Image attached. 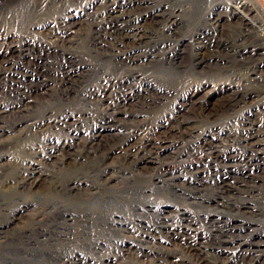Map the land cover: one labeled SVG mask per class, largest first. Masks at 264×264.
<instances>
[{"label": "rangeland", "instance_id": "obj_1", "mask_svg": "<svg viewBox=\"0 0 264 264\" xmlns=\"http://www.w3.org/2000/svg\"><path fill=\"white\" fill-rule=\"evenodd\" d=\"M255 1L264 8V0ZM163 2L166 0H108L104 4L105 10L113 6L116 11L127 12ZM107 15L102 25L91 26L90 20L84 24L88 41L96 38L110 42L116 36L114 27L120 21L116 18L117 14L111 17ZM218 15L224 16V12L218 9L212 13L214 19ZM78 19L84 20L82 17ZM198 20L190 21V26L187 23L189 28L182 29L180 34L184 40L180 43L181 35L167 36V39L165 36L161 38L165 46L157 47L156 40L150 41L145 51L152 50L153 55L163 57L165 61L170 59L171 53L177 54L185 70L196 73L194 77L213 80L217 77L210 69L202 70L197 65L198 54H206L205 60L214 55L224 58L226 50L218 51L216 42L232 41L235 32H229L223 21L215 24L214 20L210 23ZM47 35L38 37L35 34L33 39H43ZM199 35L202 37L197 39ZM186 39H194L195 44L190 45ZM46 50L26 47L22 49L21 55L12 60L13 63L0 65V108L7 110L6 106L13 104L16 109L20 105L25 106L26 110L20 112L19 117L26 120L20 121L22 124L19 129L28 124L46 123L49 116L52 118L50 122L66 119V130L58 133L53 129L52 143L58 136H67L70 131L73 134L77 132L83 138L89 134L98 137L85 149H90L92 165L83 170L82 176L86 181L81 186L102 193L100 198L90 202L91 205L96 204L97 211L95 209L93 214L86 212L81 197L70 196L75 203L73 206L79 205L77 208L84 210L74 209L73 214H89L95 219L91 230L104 231L98 238L100 244L107 247L102 245L104 249L100 254L95 252L96 264H100V259L104 258H107L104 264H140L135 258L137 252H147V260L153 259V256L159 259L166 256L160 248L168 245L163 243L164 237L174 235L189 238L200 246L205 253L204 264H220L224 261L230 264H264V145L253 147L245 144L241 130L246 125L240 121L249 114L251 119L261 116L264 120L263 106L252 105V100L248 98L243 101L245 103L240 101L230 109L226 108V102L223 103L220 107L222 114L217 120L198 124L205 135L203 138L216 137L215 141L209 140L214 144L198 142L199 137L196 136L171 137L170 144L174 143V147L170 152L168 150L160 154L157 159L152 157L154 164L140 171V160L152 154L155 156L154 147L144 145L154 124L163 120V117L168 118L170 112H181L180 118L184 120L190 117L194 119L193 105L210 88L204 91L200 89L196 94L192 92L185 100L178 98L176 92L161 93V99L158 100L156 89L163 84L158 79H151L152 71L148 70L146 63L132 73L126 69L122 74L99 56L71 57L54 49V52ZM87 64L93 65V68H87ZM106 69L108 73L104 71ZM119 77L122 80L119 81ZM141 77L151 80V87ZM108 79L112 82L109 97L102 102L95 93L107 88ZM129 92H134L130 100L134 108L129 104L122 108L124 110L115 108L120 96ZM218 97L220 94L217 92L211 94L209 106H217ZM19 117L14 116L12 119L18 121ZM48 134L45 132V136ZM82 150L80 147L79 151ZM171 150L176 153H171ZM77 161L81 162L82 159ZM113 185L119 186V190L117 195L110 196L106 192ZM81 190L84 193L85 188ZM26 213L23 212V215ZM112 218L119 225L115 228L118 230L117 236L110 233L109 230H113L111 227H107ZM93 246L95 244L89 243L78 247L89 255L92 248L94 251ZM176 255L183 258L184 264L196 263L194 259L190 262L184 258L179 251H176Z\"/></svg>", "mask_w": 264, "mask_h": 264}, {"label": "bare ground", "instance_id": "obj_2", "mask_svg": "<svg viewBox=\"0 0 264 264\" xmlns=\"http://www.w3.org/2000/svg\"><path fill=\"white\" fill-rule=\"evenodd\" d=\"M2 1L0 65L13 63L12 60L22 54L23 48L37 47L41 51L47 49L46 52L54 49L71 57L99 56L119 73L123 70L132 73L146 63L148 70L152 71L151 79H158L163 84L156 89L158 100L161 99V93L176 92L178 98L185 100L192 92L197 93L200 89L204 91L210 88L193 105L194 119L191 120L190 117L184 120L180 118L181 112H170L168 118L163 117V120L154 124L144 145L153 146L155 156L152 154L147 157L150 161L141 159L138 165L140 171L146 170L147 165L154 164L152 157L157 159L160 154L168 150L170 152L174 147V143L170 144L171 137L174 139L178 135L189 138L196 136L199 137L198 142L214 144L211 141H215L216 137L212 135L207 139L203 138L205 135L198 128V124L201 122L207 124L219 118L223 103L226 102V108L230 109L248 98L252 100V105L264 107V8L255 0H166L157 3L156 6H143L127 12L116 11L111 5L105 10L104 3L108 0ZM218 9L224 12V16L218 15L214 19L212 13ZM106 13L110 17L117 14L116 18L120 22L114 27L116 36L110 39V42L96 38L88 41L84 24L90 20L91 26L102 25ZM193 15L196 17L193 18ZM79 17L84 20L78 19ZM194 19L206 23L214 20L215 24L223 21L229 32L230 30L232 33L235 32V38L230 40L231 42H216L215 47L218 51L226 50L224 58L213 54V58L205 60L206 54H198L197 65L201 66L202 70L210 69L217 77L213 80L194 77L196 73L185 70L183 61L181 57L177 58L179 56L177 54L171 53L170 59L165 61L163 57L153 55L152 50L145 51L150 41L156 40L157 47L164 45L161 38L165 36L167 39V36L181 35L180 43L184 40L180 32L182 29H188L190 21ZM35 34L38 37L48 34V37L33 39ZM201 37L199 35L197 39ZM193 40L186 39L190 45ZM89 64L86 67L93 68V65ZM104 71L107 72L108 69ZM122 77L118 80H122ZM142 81L149 86L152 84L148 78H142ZM111 84L108 79L107 88L96 91L95 95L101 97L100 101H107ZM215 92L220 94L217 99L218 105L209 106V97ZM133 94L134 92H129L120 96L118 104L114 107L122 109L129 104L134 108V103L130 104ZM233 103L236 104L231 105ZM6 107L7 110L0 108V264H96L95 252L98 251L100 254L104 249L102 245L107 247L100 244L101 240L98 238L104 231L102 233L91 230L94 218L89 214L77 216L73 213L76 209L93 214L96 204L91 205L90 202L92 199L100 198L102 194L90 187H81L86 181L82 176L83 170L92 163L89 157L90 149H85L92 141H97L98 137L89 134L83 138L78 136L77 132L73 134L70 131L67 132V136H61L62 138L57 135L58 138L52 143L53 129L61 131L60 133L66 130L67 128H64L67 124L64 122L66 119L50 122L52 118L49 116L46 123L28 124L19 129L22 124L20 121L26 120L19 117L20 112L26 110L25 106L20 105L16 109L13 104ZM14 116L19 117V120L14 121L15 119H12ZM240 121L247 126L241 130L242 141L253 147L264 145V120L261 116L259 119H251L249 114ZM45 132L49 134L45 136ZM80 147L82 151H79ZM79 158L82 159L81 162L77 161ZM80 187L85 188L84 193ZM118 190L119 186L113 185L106 193L113 196L117 195ZM70 196L81 197L86 205L84 210L77 208L79 205L73 206L75 203ZM23 212L28 213L23 215ZM114 220L112 218L107 227H111L113 230H109L110 233L117 236L118 230L115 228L119 225ZM105 223L107 225V221ZM164 239L163 243L170 245L160 247L166 256L158 257L159 259L153 256V259L147 260L149 257L147 252H137L135 257L137 261L140 264H184L183 258L176 255V251H179L190 262L193 259L194 263L196 261L195 264L206 262L205 253L191 239L178 235ZM144 241L146 242V240L142 242ZM89 243L95 244V247L93 246L94 251L90 248L92 252L87 255L80 247ZM105 260L107 258L100 259V264H104ZM220 264L230 263L224 261Z\"/></svg>", "mask_w": 264, "mask_h": 264}]
</instances>
